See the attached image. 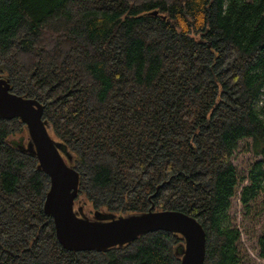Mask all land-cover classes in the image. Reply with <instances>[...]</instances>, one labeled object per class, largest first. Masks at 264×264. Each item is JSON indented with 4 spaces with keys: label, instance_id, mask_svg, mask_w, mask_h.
<instances>
[{
    "label": "trees",
    "instance_id": "1",
    "mask_svg": "<svg viewBox=\"0 0 264 264\" xmlns=\"http://www.w3.org/2000/svg\"><path fill=\"white\" fill-rule=\"evenodd\" d=\"M0 77L43 104L85 212L180 210L205 230L204 264L240 263L232 154L250 139L260 156L247 204L264 179V0H0ZM26 134L0 117V264H179L183 237L165 230L64 249Z\"/></svg>",
    "mask_w": 264,
    "mask_h": 264
},
{
    "label": "water",
    "instance_id": "2",
    "mask_svg": "<svg viewBox=\"0 0 264 264\" xmlns=\"http://www.w3.org/2000/svg\"><path fill=\"white\" fill-rule=\"evenodd\" d=\"M43 110L39 100L12 92L9 80L0 77V117H17L25 125L27 142L21 151L34 155L37 168L49 177L43 211L52 218L55 237L64 249L105 251L143 233L165 230L183 237L179 264H204L205 230L196 218L180 210H154L151 204L140 213L115 215L96 210L89 217L81 206L75 209L79 173L65 160L69 157L62 144L50 136Z\"/></svg>",
    "mask_w": 264,
    "mask_h": 264
},
{
    "label": "rangeland",
    "instance_id": "3",
    "mask_svg": "<svg viewBox=\"0 0 264 264\" xmlns=\"http://www.w3.org/2000/svg\"><path fill=\"white\" fill-rule=\"evenodd\" d=\"M259 159L260 156L253 153L250 139L240 140L232 154V163L235 166L239 184L230 200L228 217L231 224L240 231V239L237 242L241 258L239 264L264 263V259L258 256V237L264 230V179L259 182L260 188L257 195L247 204H243L240 199L241 188L248 183L249 171ZM78 206L82 207L84 215L89 217L93 215L94 212H85L80 202L75 203L74 208L76 209Z\"/></svg>",
    "mask_w": 264,
    "mask_h": 264
}]
</instances>
